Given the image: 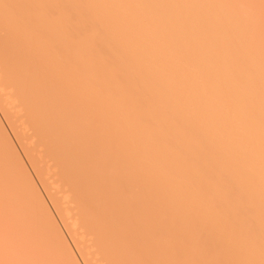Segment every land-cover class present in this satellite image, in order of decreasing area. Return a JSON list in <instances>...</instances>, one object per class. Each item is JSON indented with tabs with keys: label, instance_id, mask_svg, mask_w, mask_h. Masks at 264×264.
<instances>
[{
	"label": "bare ground",
	"instance_id": "6f19581e",
	"mask_svg": "<svg viewBox=\"0 0 264 264\" xmlns=\"http://www.w3.org/2000/svg\"><path fill=\"white\" fill-rule=\"evenodd\" d=\"M0 264H264V0H0Z\"/></svg>",
	"mask_w": 264,
	"mask_h": 264
}]
</instances>
